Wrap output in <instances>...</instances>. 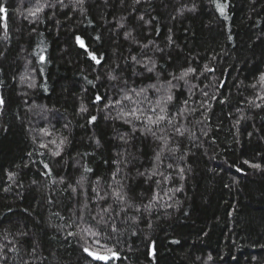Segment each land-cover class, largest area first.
Instances as JSON below:
<instances>
[{"label": "trees", "instance_id": "trees-1", "mask_svg": "<svg viewBox=\"0 0 264 264\" xmlns=\"http://www.w3.org/2000/svg\"><path fill=\"white\" fill-rule=\"evenodd\" d=\"M48 2L55 6L30 21L24 18L32 6L28 0H0L8 9L7 27L0 23V95L6 100L0 108V246L19 249L5 248L7 264H104L81 249L86 243L108 255L106 248L95 246L97 239L117 252L110 264H264V170L244 164L249 160L264 165V107L247 103L259 92L250 85L264 72V0H228L227 19L210 0H85L83 11L75 0H64L67 7L57 0ZM193 4L195 12L178 14ZM140 16L151 23L140 21ZM126 31L134 39H125ZM77 35L86 49L77 45ZM87 51L103 55L104 61L95 64ZM41 54L45 63L39 61ZM132 56L154 61L155 71L148 73ZM205 65L214 71L203 72ZM189 66L197 73L186 78L188 84L179 81L169 105L172 115L178 108L189 109L176 120L177 127L188 131L183 137L170 128L157 133L167 135L168 146L179 149L162 157L160 171L172 178L157 189L137 172L153 167L160 142L141 134L142 122H136L132 133L130 125L114 117L134 106L123 100L125 81L128 89L139 90L179 76ZM109 73L118 79H109ZM192 85L197 87L190 96ZM204 91L217 97L208 100L212 107L206 114L200 108ZM97 93L106 97L100 104L93 103ZM148 96L157 98L152 89ZM225 98L226 103L218 102ZM81 104L88 112L80 113ZM91 115L97 117L95 124L87 123ZM241 115L246 119L236 125ZM41 129L52 135L44 136ZM125 133L130 136L127 144L118 138ZM64 137L68 143L60 157L39 146ZM41 161L49 165L50 176L40 175ZM169 163L173 168H167ZM85 167L93 171L85 173ZM118 167L117 179L131 188L130 202L139 212H121L112 198L106 197L105 204L92 192L97 188L103 195L110 190ZM180 168L185 170L183 178ZM8 172L16 174L12 180ZM81 176L86 177L83 188L77 186ZM153 191L159 192L157 201H152ZM150 201L152 206L145 209ZM84 203L94 217L112 205L106 225L89 218L95 231L103 228L100 235L78 241L67 237L66 230L57 231L55 226L64 221L54 213L68 219ZM20 231L29 235L18 237Z\"/></svg>", "mask_w": 264, "mask_h": 264}, {"label": "snow or ice", "instance_id": "snow-or-ice-1", "mask_svg": "<svg viewBox=\"0 0 264 264\" xmlns=\"http://www.w3.org/2000/svg\"><path fill=\"white\" fill-rule=\"evenodd\" d=\"M23 2V0H22ZM123 2V0H121ZM28 3H30L32 6L27 8L25 19L31 20H37L39 19V16L41 13L44 12L45 8H52L55 5L48 2V0H28ZM57 3L61 7H67L66 4H64V0H57ZM85 3V0H75V5L79 6L81 11H83V5ZM134 3L139 4L140 0H134ZM210 3L214 6L215 10L223 16L225 19H227V10L230 7L228 0H210ZM185 11L187 12H195L196 11V5L193 4L192 7L188 8L186 6L182 7L178 10V14H183ZM7 13L8 9L6 5L3 3H0V23L3 24V26L6 28V20H7ZM23 14V13H22ZM175 17H173L174 19ZM140 21H144L145 23H151V21H145L144 16L139 17ZM91 23V21H89ZM120 28H123L124 25L120 24L118 25ZM125 39H134L132 37V32L126 31L124 33ZM231 39V36L228 37ZM4 40H7L8 37L5 35L3 37ZM97 40L100 39L99 36L96 37ZM75 41L77 45L81 49H86V42L85 40L77 35L75 36ZM169 44L174 43L172 40V36L169 35L168 37ZM86 54L90 57L92 61L95 62V64L100 65L104 61V56L100 55L98 56L95 51H87ZM0 55H3L2 52H0ZM131 60L134 61L137 64H142L145 71L148 73H153L155 71L156 65L154 61L145 63L143 61L137 60V57L132 56ZM39 61L41 63L46 62V57L41 54L39 56ZM119 67V66H117ZM214 69L209 68L207 65L204 66L203 72H212ZM197 73V69L194 67H187L184 69L179 76L173 75L170 80H167L166 82H161L157 84H150L146 88H140L137 90L136 88H127V81H125V90L123 92V100L125 101H131L133 102L134 106L131 107L128 111H122L117 114L114 119H120L125 124H128L131 126L132 133H135L137 131L136 122H142L143 126L140 129V132L142 135H151L155 140L159 141L158 144L159 150L155 152L154 160H153V167L151 169H146L144 172H137L138 176L145 177L147 181H152L156 184L157 189H159L163 182L170 180L172 177L171 175H166L163 171H160L161 164H163L162 157L165 156V152L167 153H175L179 149L177 147H169V137L167 135H157L158 132L164 133L166 128H170L176 135L179 137H183L185 133L188 131L186 128L177 127L176 126V120L178 117L184 116L185 112L189 111L187 107L184 108H178L175 115L170 114L169 112V105H173L174 102V94L173 90L178 87L179 81H184L185 84H188L187 77H189L191 74ZM109 79L116 80L118 79L117 76L112 75L111 73L108 74ZM99 79V77H97ZM177 81L176 84H174L172 81ZM21 81H25V77H21ZM89 84H92V81H88ZM34 84H29V87H34ZM222 86V85H221ZM197 87L196 85H192L189 88V95L191 96L193 93L191 92L192 88ZM253 89L259 88L258 94L255 96L253 100H249L247 103L253 107L261 108L264 107V72H260L258 79L256 82L252 85H250ZM149 89H152L156 94L157 98L155 100H152L148 96ZM202 95L206 98L204 101L201 102L200 108L204 109L205 114L209 109H211L212 105L208 102L209 99H217L215 95L209 97V93L207 91L202 92ZM106 99L105 96L97 93L93 103L100 104ZM260 101V103H256V101ZM219 103L223 104L227 102V98L223 100H219ZM117 105L122 104L121 100L115 101ZM144 104L146 107H142L141 105ZM183 104L187 106L188 100H184ZM6 106V100L4 96L0 95V108H3ZM109 105L105 104V108H108ZM80 113H86L88 112V108L81 104L80 106ZM239 111V110H237ZM207 118V116H206ZM246 119L243 115H241L236 120V125H239L242 120ZM97 121V117L95 115L89 116L87 123L88 124H95ZM67 127V125H65ZM41 132L44 136H51L52 133L49 132L47 129H41ZM204 135H207V132L204 133ZM249 136L252 135V133H248ZM118 138L125 144L129 142L130 136L128 133H125L123 135H119ZM36 137H33V140L35 141ZM68 143L67 137L57 139H52L48 143H40V148L48 150L50 155L52 157H60L61 153L64 150V147ZM97 145L99 146V141H96ZM50 145L54 146L50 147ZM44 153H41L43 155ZM29 156L32 155V153H28ZM120 155V154H118ZM180 159H183V157H180ZM43 169L44 171L40 173V175L48 177L51 175V169L47 163H43ZM114 163L119 164L120 161H114ZM126 163V162H125ZM244 164L249 165V167L256 169V170H264V165L260 163H253L249 160H245ZM168 169L173 168V164L169 163L167 165ZM93 170L91 168H84L85 173H90ZM184 169L180 168L179 173L181 175V178H183ZM120 172V168L118 167L116 172H113L112 179L114 181L113 185H108L107 188L110 190H106L103 195H101L97 188H92V192L96 195L98 201H103L105 204L108 203V200L106 197H110L113 199V203L117 206H120L121 212H126L128 209L135 208L137 212L140 211V207L136 206L134 203L130 202L132 200V197L128 195V193L131 190V188H127L120 180L117 179V174ZM8 178L9 180H12L14 176L16 175L14 172H8ZM155 177H160L159 180H154ZM86 177L81 176L80 180L77 181V186L80 188H83L84 181ZM63 183V179L60 181ZM35 183V181H33ZM97 185H99V180H97ZM68 187L71 188L72 192H77V187H72V185H69ZM8 189H5L7 191ZM181 189H175V191H180ZM159 199V192L153 191L152 201H157ZM92 197H88V201L91 202ZM51 203V201H50ZM79 203V202H78ZM152 206V202L150 201L149 205H145V209H148ZM11 211V209H9ZM114 211L112 205H109V207H102L100 209V212L97 214V216H91V213L89 211V203H84L81 205L80 208H78L76 211L72 212L68 219H65V217L61 216L60 213H54L56 217H58L60 220L64 221V224L55 226L57 231H67V237H73L79 240H87L88 238L92 237H98L100 233L103 231V228H100V231L94 230V225L89 224V218L92 221H95L96 225H106L107 220L105 219V216H108L110 212ZM25 212H27V209H25ZM87 213V215H86ZM108 219H112L111 216H108ZM137 217L133 215L131 217V220L135 222ZM70 221V222H69ZM88 225V226H85ZM112 231L117 232L118 229L112 225ZM151 227V225H149ZM68 229H75L68 230ZM135 234V233H133ZM18 237H27L29 234L27 231H20L16 233ZM173 243H179V241H173ZM95 246L104 247L107 249L108 255H101L91 249L90 246H88L86 243L81 245V249L84 254H86L87 257H90L93 261H102L104 264H110V261L113 259L118 258L117 252L113 248H108L107 245H101L100 241L97 239L94 241ZM38 245H34L31 248V254H36ZM5 248H7V245L0 246V264H7V257L5 253ZM7 251L9 252H16L19 251L15 246L12 248H7ZM151 258L153 261L156 259L155 250H153L150 253ZM208 259H212L211 256L208 257ZM21 264H28L27 261L21 262Z\"/></svg>", "mask_w": 264, "mask_h": 264}]
</instances>
